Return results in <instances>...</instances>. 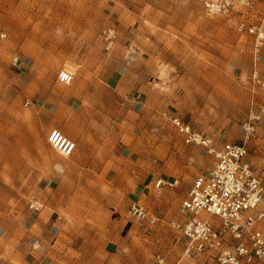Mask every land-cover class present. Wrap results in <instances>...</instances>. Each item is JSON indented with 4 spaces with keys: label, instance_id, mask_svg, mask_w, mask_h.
Segmentation results:
<instances>
[{
    "label": "rangeland",
    "instance_id": "1",
    "mask_svg": "<svg viewBox=\"0 0 264 264\" xmlns=\"http://www.w3.org/2000/svg\"><path fill=\"white\" fill-rule=\"evenodd\" d=\"M66 16L74 24L63 29L59 23ZM235 17L207 15L204 0H0V94H6L0 97L2 116L11 105L15 116L28 107L22 90L30 79L39 77L48 92L64 94L87 87L90 94L98 89L102 73L106 75L119 60L121 72L133 81H126L125 107L135 104L140 124L132 130L131 123L127 136L140 142L138 151L131 148V162L115 161L119 167L111 163L110 174L94 177L90 191L71 195L72 208H50L43 202L39 212L31 211L29 204L8 208L1 200L8 194L0 192V264H41L43 256L37 252L47 255L54 244L53 238L45 246L33 238L22 246L20 236L10 240H16V250L7 247L6 237L22 231L1 223L16 210L24 211L18 214L27 228L44 212L51 216L47 225L60 221L52 225L54 236L61 232L57 254L45 257L46 264H102L101 243L108 241L113 242L112 251L135 248L141 253L126 256L122 264H151L160 255L167 264L175 263L182 253L175 232L167 228L144 232L130 222L128 208L141 201L162 217L176 214V205L181 206L196 177L207 172L214 159L204 149L184 145L161 111L179 114L220 147L243 143L244 126L250 123L249 160L264 178V90L253 79L257 73L264 80V53L254 64L252 38L237 31ZM53 21L58 24L52 26ZM62 69L76 73L73 85L57 86ZM195 74L198 80L193 79ZM140 80L150 94L139 106ZM14 121L2 119V130L10 132ZM119 168L129 173L120 180ZM9 179L3 178L7 184ZM158 179L179 183L162 191L153 184L150 193L146 186ZM45 199L51 201L53 194ZM86 247L96 256H87Z\"/></svg>",
    "mask_w": 264,
    "mask_h": 264
},
{
    "label": "crops",
    "instance_id": "2",
    "mask_svg": "<svg viewBox=\"0 0 264 264\" xmlns=\"http://www.w3.org/2000/svg\"><path fill=\"white\" fill-rule=\"evenodd\" d=\"M140 59L142 60V57ZM118 62L111 64L106 75L102 73L103 80L101 83L96 84V88L99 90L94 89L90 94L87 87L79 90H67L64 94L59 91L48 92L43 87L42 81L37 77L30 79L22 90L24 103L25 101L29 102L27 108L21 107L15 116L14 106L11 105V107L7 108L5 116H2L3 105L0 104V123L2 119L5 121L15 120L14 122L16 123L10 127V132L2 130L0 126V184L2 186L0 192L8 194L1 198L2 201H5L8 208L16 206V208L23 209L33 201L38 204L43 202L44 205L50 208H72L71 195L90 191L94 177L108 176L110 174L111 163L117 165L115 161L131 162V148L138 151L140 142L135 137L127 139V136L131 135V123H133L132 130H135L140 124L139 120L135 119V104L132 108L129 107L127 109L125 107V99L127 97L126 81L127 79L130 82L133 81L127 78L126 73L121 72V64ZM140 66L141 62H138L137 67ZM70 72L74 75L73 83L70 84L73 85L77 80L76 73ZM70 85L62 84L59 81L57 83L60 88ZM121 87L123 89L120 92ZM116 90H118V93H116ZM136 90L141 93L140 99L136 102L140 106L143 103L142 99L144 96L148 97L150 92L148 89H144L141 80ZM1 96H6V94L2 92ZM103 96H105V100H103ZM16 103L20 104V101L17 100ZM161 112L162 118L170 125L171 123L164 117L165 113L180 117L179 114L174 112ZM117 113L118 115H116ZM181 119L189 124L185 119ZM54 131L62 133L64 137L75 144L73 156L64 158L51 147L48 138ZM117 166L119 167L120 165ZM114 169L116 170V166ZM128 174H124L123 169L119 168L116 176L120 180V178ZM4 177L10 178L8 184L3 180ZM154 182L146 186L150 193L153 190V184L155 186ZM175 182L178 185L179 182ZM51 194H53V199L51 201L46 200L45 197ZM137 203L160 220L159 225L151 227L146 224H139L128 216L130 222L138 225L145 230L144 232L162 228H167L173 232L174 230L169 227V223L172 221L183 222L184 220L180 214L181 206L178 204L174 211L176 214L171 216L167 214L162 217L141 201ZM179 206L178 210L177 207ZM15 212L6 217L1 225L5 223L8 228L10 226L19 228L20 226L21 228L19 229L23 233H18L16 237H14V234L7 236V247L11 246L13 250H16V240L12 243L10 240L17 239L20 236L23 239L22 246L30 243L33 238L42 246H45L53 238L54 244L47 255H44L42 251L37 252L38 257L43 256L41 257L43 258L41 264H46L45 257L51 255V253L57 254L55 250L59 241L57 236H60L61 232L58 231L55 234L56 236H54L52 234V225L58 226L61 224L60 221H52L50 225H47V221L51 216L44 212L43 216L32 224V227L27 228L26 220L18 214L23 215L24 211L17 212L16 210ZM23 226L26 229H23ZM8 228L6 227L7 230ZM18 228L17 230L20 231ZM26 230L29 233L25 232ZM130 230L133 231V228ZM30 231H33V235ZM175 234L178 236L177 232ZM56 239L57 241H55ZM118 242L119 240H117ZM179 242L182 245V253L180 258L172 264H203L202 260H181L184 243L182 241ZM179 242L176 246L180 245ZM114 243L116 242L114 241ZM109 244H113V242L101 243L99 257L102 256V264H122L126 256L141 255V253L139 255V250L135 248H129L127 252L122 251L120 248L117 251H112ZM83 250L85 253L87 252V256H96L94 254L95 251L89 249V247ZM57 252L59 253V250ZM159 257L163 258L160 255L157 257V262L155 261L151 264H159ZM24 264L29 263L24 261ZM51 264H55V262L51 261ZM161 264H167L165 258H163Z\"/></svg>",
    "mask_w": 264,
    "mask_h": 264
},
{
    "label": "built area",
    "instance_id": "3",
    "mask_svg": "<svg viewBox=\"0 0 264 264\" xmlns=\"http://www.w3.org/2000/svg\"><path fill=\"white\" fill-rule=\"evenodd\" d=\"M204 10L209 16L237 15L236 29L252 38L253 62L256 65L260 62L264 53V0H204ZM253 79L264 90V80L257 73ZM73 80L74 75L67 69L58 73L62 84L70 85ZM164 117L184 145L204 149L214 159L211 170L196 177L181 205L183 222L169 223L184 243L181 260H202L203 264H264V178L249 160L250 123L244 126L247 137L243 143L220 147L211 136L195 130L180 117L168 113ZM48 142L64 158L75 152V144L60 132H52ZM176 185L164 179L155 182V188L160 191ZM41 209L38 203L30 204L33 212ZM128 215L142 225L155 227L160 223L158 217L137 202L130 204ZM158 261L161 264L163 258L159 257Z\"/></svg>",
    "mask_w": 264,
    "mask_h": 264
},
{
    "label": "bare ground",
    "instance_id": "4",
    "mask_svg": "<svg viewBox=\"0 0 264 264\" xmlns=\"http://www.w3.org/2000/svg\"><path fill=\"white\" fill-rule=\"evenodd\" d=\"M63 17H64V16H60L61 19H63ZM50 24L53 26V25L58 24V22H54V21H53V22H51ZM59 24H60V26H62L63 29H67L68 27H70V26H72V25L74 24V21H73L71 18H69V17L66 16V17L64 18V21L61 22V23H59ZM42 41H43V40H42ZM200 68H201V65H197V69H200ZM197 69H196V71H197ZM194 78L198 80V79H199V75H198V74H195V75L193 76V79H194Z\"/></svg>",
    "mask_w": 264,
    "mask_h": 264
}]
</instances>
